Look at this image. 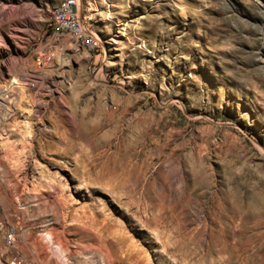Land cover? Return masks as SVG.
<instances>
[{"label": "rangeland", "instance_id": "obj_1", "mask_svg": "<svg viewBox=\"0 0 264 264\" xmlns=\"http://www.w3.org/2000/svg\"><path fill=\"white\" fill-rule=\"evenodd\" d=\"M60 1L0 0L4 258L264 264V0Z\"/></svg>", "mask_w": 264, "mask_h": 264}, {"label": "built area", "instance_id": "obj_2", "mask_svg": "<svg viewBox=\"0 0 264 264\" xmlns=\"http://www.w3.org/2000/svg\"><path fill=\"white\" fill-rule=\"evenodd\" d=\"M48 11V10H47ZM53 16V23H58L62 27H76L78 29V40L76 48L88 50L90 54L97 51L99 41L93 35L89 26H85L83 19L79 16L75 8V0H65L63 4V10H56L55 14H48ZM55 51L49 49V55L44 60L37 63V68H42L47 62L53 59ZM16 230L13 226L7 225L4 235L5 245L10 246V241L15 240ZM0 256V264H21V260L18 257L3 259Z\"/></svg>", "mask_w": 264, "mask_h": 264}, {"label": "bare ground", "instance_id": "obj_3", "mask_svg": "<svg viewBox=\"0 0 264 264\" xmlns=\"http://www.w3.org/2000/svg\"><path fill=\"white\" fill-rule=\"evenodd\" d=\"M64 1L65 0H61L59 3H57V4H55V5H53L52 7H50L49 9H48V14H55V11L56 10H63V4H64ZM77 2H76V0H75V8H76V10H77V12L79 13V11H78V9H77ZM49 24L50 25H52L54 28H56L57 30H60L61 32H64V33H66L67 35H69L71 38H72V40H73V42L76 44V46H77V40H78V29L76 28V27H62L61 25H58V23H53V16L52 15H49ZM86 25V24H85ZM49 183V182H48ZM50 184V183H49ZM48 184V186L49 187H52V185H49ZM81 185V184H80ZM80 185L77 187V188H81L80 187ZM55 189V188H54ZM59 189V188H58ZM93 191V190H92ZM97 190H95L94 192H96ZM62 192H63V190H62ZM99 192V191H98ZM61 197V196H60ZM56 199V201L54 200V202L57 204V198H55ZM53 202V203H54ZM92 212V214H93V210L91 211ZM94 213H96V212H94ZM91 216V215H90ZM89 216V219H91L92 218V216L90 217ZM96 216V215H95ZM94 216V217H95ZM96 218V217H95ZM104 218H102V220H103ZM92 220V219H91ZM95 220V219H94ZM94 220H92V221H94ZM101 220V219H100ZM100 220H98V221H100ZM106 220V219H105ZM104 220V222L106 223V221ZM96 221H97V219H96ZM103 222V225L105 224ZM90 224V223H89ZM92 225V224H91ZM106 226H107V224H105ZM100 226H102V223H101V225ZM101 228H103V227H101ZM51 235H47L46 236V238L48 239V240H50V237ZM55 238H56V236H55ZM58 238V237H57ZM56 240H60L61 241V239H56ZM15 240H12V241H10V243H12V242H14ZM64 241H66L65 239H64ZM58 242V241H57ZM60 243V242H59ZM63 245V244H62ZM45 256V255H44ZM43 256V257H44ZM60 256V255H59ZM62 257V256H61ZM19 258V257H18ZM63 258V257H62ZM20 259V258H19ZM21 260V259H20Z\"/></svg>", "mask_w": 264, "mask_h": 264}, {"label": "crops", "instance_id": "obj_4", "mask_svg": "<svg viewBox=\"0 0 264 264\" xmlns=\"http://www.w3.org/2000/svg\"><path fill=\"white\" fill-rule=\"evenodd\" d=\"M6 227L3 228V226L0 224V256H3L5 254V247H4V235H5ZM7 259V258H6Z\"/></svg>", "mask_w": 264, "mask_h": 264}]
</instances>
